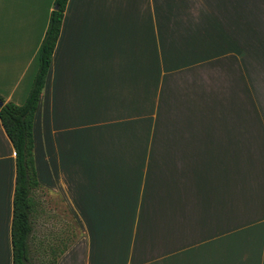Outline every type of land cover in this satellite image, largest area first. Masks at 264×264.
Segmentation results:
<instances>
[{
    "label": "crops",
    "instance_id": "1",
    "mask_svg": "<svg viewBox=\"0 0 264 264\" xmlns=\"http://www.w3.org/2000/svg\"><path fill=\"white\" fill-rule=\"evenodd\" d=\"M53 0H0L21 105ZM32 264H264V0H67L31 125ZM14 152L0 125V264Z\"/></svg>",
    "mask_w": 264,
    "mask_h": 264
},
{
    "label": "trees",
    "instance_id": "2",
    "mask_svg": "<svg viewBox=\"0 0 264 264\" xmlns=\"http://www.w3.org/2000/svg\"><path fill=\"white\" fill-rule=\"evenodd\" d=\"M66 2L67 0L52 2L39 44L37 68L24 102L21 105H13L0 98V125L14 152V187L9 229L11 264H32L28 244L32 227L30 218L34 206L33 191L37 188V182L32 159L31 125Z\"/></svg>",
    "mask_w": 264,
    "mask_h": 264
},
{
    "label": "water",
    "instance_id": "3",
    "mask_svg": "<svg viewBox=\"0 0 264 264\" xmlns=\"http://www.w3.org/2000/svg\"><path fill=\"white\" fill-rule=\"evenodd\" d=\"M0 105H1V103H0Z\"/></svg>",
    "mask_w": 264,
    "mask_h": 264
}]
</instances>
